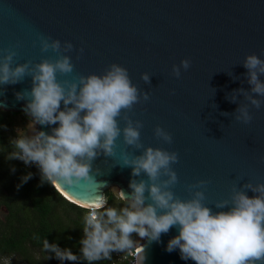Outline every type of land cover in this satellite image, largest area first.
<instances>
[{"label":"water","instance_id":"water-1","mask_svg":"<svg viewBox=\"0 0 264 264\" xmlns=\"http://www.w3.org/2000/svg\"><path fill=\"white\" fill-rule=\"evenodd\" d=\"M37 33L72 41L75 73L101 74L115 62L128 69L134 84L150 92V100L135 105L130 115L144 122L141 140L145 146L178 152L179 162L172 167L179 183L173 191L182 199L190 198L185 185L210 180L205 203L218 211L213 202L228 197L232 183L264 182V105L260 110L250 108V124L221 114L233 113L238 107L226 94L251 87L240 62L246 54L261 55L264 49V0H0V49L20 41L15 63L55 57L33 44ZM80 47L84 51L77 59ZM183 58L191 59V67L177 79L171 68ZM143 72L153 74L150 85L141 80ZM57 78L71 79L59 74ZM31 87L30 76L16 84L0 85V110L26 115L27 99L17 100L15 94ZM157 124L172 134V144L154 136ZM54 127L58 123L36 124L35 130L51 134ZM125 147L121 135L113 158L101 154L93 161V168L103 173L96 176L97 181L106 182L98 192L80 186H65L66 190L58 192L78 206L96 195L105 196L110 186L130 193L131 167L116 164ZM128 151L138 155L141 150ZM247 194L254 195L250 190ZM178 233L174 226L161 234L159 242L142 239L143 264H195L181 259L178 248L166 250Z\"/></svg>","mask_w":264,"mask_h":264},{"label":"clouds","instance_id":"clouds-1","mask_svg":"<svg viewBox=\"0 0 264 264\" xmlns=\"http://www.w3.org/2000/svg\"><path fill=\"white\" fill-rule=\"evenodd\" d=\"M36 43L42 53L51 51L55 57L42 58L38 63L31 60L15 63L17 49L22 46L20 41L0 49V85L19 83L26 76L32 80L30 91L25 89L15 94L17 100L27 99L23 111L31 117L27 128L32 134L18 128L17 138L11 141L15 150L6 158L37 165L41 182L51 183L57 192L66 190L65 186L98 192L106 182L97 181L96 176L103 173L93 168V161L101 154L113 158L122 135L126 147L121 149V162L116 164L131 167L133 177L129 182L130 193L112 188L118 192L123 207H106L108 197L103 195L80 205L86 209L84 236L80 241L82 257L70 249L62 250L57 244H50L47 239L43 241L45 252L54 253L61 261L82 258L92 262L111 260L113 252L127 253L134 249V264H143L144 246L134 241L132 234L149 242H159L162 233L177 226L179 233L169 240L166 250L172 252L178 248L183 260H193L195 264H264V182L232 183L230 195L213 202L218 211L205 203L210 180L199 179L185 185L190 198L182 199L173 191L179 183L172 167L179 162L178 152L145 146L141 140L144 122L133 120L130 115L134 114L135 105L150 100V92L134 84L128 69L115 62L101 74L75 73L70 55L75 46L70 40L61 42L51 35L37 33L33 41ZM83 51V47L78 49L77 59ZM262 56L264 49L261 55L246 54L240 62L247 69L244 75L251 87L226 94V99L238 103V107L233 113L222 115L250 124L253 120L250 108L260 110L264 105ZM191 63L190 58L181 59L179 64L172 65L171 74L179 79L182 70L187 71ZM227 73L238 79L232 72ZM58 74L71 79L58 80ZM152 75L143 72L140 78L150 85ZM238 95L243 100L238 101ZM57 123L51 134L35 130L36 124ZM153 133L163 143H173L172 134L159 124ZM128 148L141 151L137 155ZM31 175L24 176L22 182ZM248 190L254 195L249 196Z\"/></svg>","mask_w":264,"mask_h":264},{"label":"trees","instance_id":"trees-1","mask_svg":"<svg viewBox=\"0 0 264 264\" xmlns=\"http://www.w3.org/2000/svg\"><path fill=\"white\" fill-rule=\"evenodd\" d=\"M15 114L0 110V254H17L27 264H42L33 253L48 257L52 264H127L118 260L116 252L111 253V260L89 262L82 258L61 261L54 253L44 251L43 241L47 239L82 257L80 241L86 209L66 200L51 183H42L37 165L6 158L15 150L11 144L17 138L12 121ZM29 173L31 178L22 182ZM104 193L108 197L106 207H123L109 189Z\"/></svg>","mask_w":264,"mask_h":264},{"label":"rangeland","instance_id":"rangeland-1","mask_svg":"<svg viewBox=\"0 0 264 264\" xmlns=\"http://www.w3.org/2000/svg\"><path fill=\"white\" fill-rule=\"evenodd\" d=\"M30 117L27 116V115H23V114H15L13 117H12V121H13V129H14V132L15 134H17L18 136V133H17V129H23L24 132L28 135H31L32 132L31 130H29L27 128V124L29 123L30 121ZM115 187V186H110L108 189L114 193L116 196H118L117 194V191L116 190H113L112 188ZM3 211H1V207H0V216L2 215ZM132 239L134 241H137L138 244L141 242V238L138 236V234H135L134 237H132ZM34 256L37 257V259L42 263V264H52L51 262L48 261V257H42L40 256L39 253H33ZM7 261H10L11 264H27L19 255L17 254H9V255H3V254H0V264H6Z\"/></svg>","mask_w":264,"mask_h":264},{"label":"built area","instance_id":"built-area-1","mask_svg":"<svg viewBox=\"0 0 264 264\" xmlns=\"http://www.w3.org/2000/svg\"><path fill=\"white\" fill-rule=\"evenodd\" d=\"M118 260L126 261L127 264H134L135 250H130L127 253H118L116 252Z\"/></svg>","mask_w":264,"mask_h":264},{"label":"bare ground","instance_id":"bare-ground-1","mask_svg":"<svg viewBox=\"0 0 264 264\" xmlns=\"http://www.w3.org/2000/svg\"><path fill=\"white\" fill-rule=\"evenodd\" d=\"M64 196L68 199V200H71V201H73L72 199H71V197L70 196H68V195H66V194H64ZM74 202V201H73Z\"/></svg>","mask_w":264,"mask_h":264}]
</instances>
